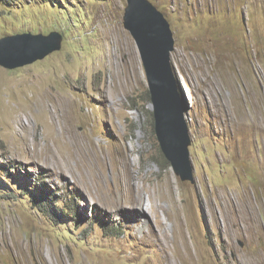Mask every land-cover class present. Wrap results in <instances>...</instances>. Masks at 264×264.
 Segmentation results:
<instances>
[{
    "label": "rangeland",
    "instance_id": "374dc122",
    "mask_svg": "<svg viewBox=\"0 0 264 264\" xmlns=\"http://www.w3.org/2000/svg\"><path fill=\"white\" fill-rule=\"evenodd\" d=\"M150 1L174 32L194 181L162 157L146 70L124 25L128 0H0V38L64 37L43 60L0 66V264H264V0ZM106 142L134 160L130 175L146 203L172 176L194 261L170 255L177 230L164 214L168 200L158 201L166 236L124 205L120 169L104 174L98 158L110 159ZM76 143L89 164L86 187ZM90 167L116 195L114 215ZM49 199L55 214L40 207Z\"/></svg>",
    "mask_w": 264,
    "mask_h": 264
},
{
    "label": "water",
    "instance_id": "95a60500",
    "mask_svg": "<svg viewBox=\"0 0 264 264\" xmlns=\"http://www.w3.org/2000/svg\"><path fill=\"white\" fill-rule=\"evenodd\" d=\"M125 27L136 41L146 70L162 150L183 181H194L189 108L172 59L176 41L171 24L150 0H128ZM63 40L57 31L0 38V66L17 69L43 60L61 50Z\"/></svg>",
    "mask_w": 264,
    "mask_h": 264
},
{
    "label": "bare ground",
    "instance_id": "6f19581e",
    "mask_svg": "<svg viewBox=\"0 0 264 264\" xmlns=\"http://www.w3.org/2000/svg\"><path fill=\"white\" fill-rule=\"evenodd\" d=\"M149 107L151 108V105H149ZM53 139L54 141L59 142L60 135H53ZM90 140H92V138H90ZM91 145L93 146L92 142H91ZM105 145H107L106 149L108 150V153L110 154L109 155L110 159L108 158L109 160H106L98 156V158L101 160L100 161L102 164L101 168H102V171H104V174H105L106 168H108L109 166H112L114 170L120 169V175L118 178L120 181L119 182L120 185L117 187V189L123 190L125 194L124 205L128 207H130V205H134L136 207V213H133V216L136 218V220L141 219V216H139L141 214H145L146 218L149 220L150 219L152 220V218L155 219V222L153 223V225L149 224L150 228L153 229V232L155 229V232H154L155 234L166 236L164 225L162 221L160 220V217L158 214V211L160 208L158 201L168 200L170 206L167 209H164V214L165 216L172 219L173 229L177 230V234L175 235V237L173 236V242L175 243V247L170 248V255L171 257L182 261L181 255H184L185 253H189L190 259L194 261L195 260L194 255L190 252H187V248L185 247L186 244L188 243L186 232L190 228V223L185 214V210H186L185 207L181 204L180 198L176 196L175 191L177 188V183L173 180L172 176L166 175L164 178L162 177L163 178L162 180L160 179L158 181L159 183L155 185V193L150 194L149 203H146L145 201H143L144 186L138 183L136 181V178H132L130 175L131 171H130L129 162L134 163V160H132V158L128 159L126 154L121 155V156H119L117 152L115 154V148L112 149V145H109L107 142L105 143ZM65 147H67V145ZM72 147H73L74 153L78 152L77 157L75 158L76 168L81 172V176L83 177L85 181L84 186L86 187L88 186V184L90 185V182L86 178V175H87L86 170L89 164L87 160H84L83 155H82L84 151V143H76V144H73ZM97 168L98 167H90L93 173L92 178H93L94 186L100 190H103V194L100 196L99 201L102 202L103 206L109 207L111 211L110 214L114 215V213L116 212L115 210L119 208L120 203L116 201L115 199L116 195L110 192L111 190L106 188L103 182L100 180V174L102 173L99 170H97ZM122 175L124 176L120 178ZM199 202L202 207L205 206V201L203 199H200ZM154 225L158 228L159 231L157 230L156 232V227ZM183 250H185V252H182L181 254H179ZM197 261L198 260H196L195 262Z\"/></svg>",
    "mask_w": 264,
    "mask_h": 264
},
{
    "label": "trees",
    "instance_id": "16d2710c",
    "mask_svg": "<svg viewBox=\"0 0 264 264\" xmlns=\"http://www.w3.org/2000/svg\"><path fill=\"white\" fill-rule=\"evenodd\" d=\"M254 51H255V54H258V53H259L256 49H254ZM147 98H148V101L151 102V95H150V92H149V91H147ZM151 117H152V124L154 125V114H153L152 111H151ZM162 157H163L165 160H167V159L165 158V156L163 155V153H162ZM6 169H7V168H6ZM7 170H8L7 173L10 174L9 169H7ZM40 207H41V208L43 209V211H45V212H48V213H51V214H55L54 207H51V206H50L49 201H48L47 204H41ZM47 207H51V209H48ZM42 209H40V210H42Z\"/></svg>",
    "mask_w": 264,
    "mask_h": 264
},
{
    "label": "clouds",
    "instance_id": "9594fccd",
    "mask_svg": "<svg viewBox=\"0 0 264 264\" xmlns=\"http://www.w3.org/2000/svg\"><path fill=\"white\" fill-rule=\"evenodd\" d=\"M159 9V8H158ZM160 10V9H159ZM171 24V23H170ZM124 25H125V17H124ZM126 28V27H125ZM127 29V28H126ZM128 30V29H127ZM53 32V31H52ZM58 32V31H57ZM60 33V32H59ZM131 33V32H130ZM16 35V34H15ZM132 35V34H131ZM8 36H11V35H8ZM6 37V36H5ZM3 38V37H2ZM138 47V46H137ZM173 53V52H172ZM142 59V58H141ZM183 88V87H182ZM150 92V91H149ZM185 92V91H184ZM185 102H186V96H185ZM151 104V108H152V101L150 102ZM187 104V103H186ZM187 106H188V108H190V106L187 104ZM189 111H190V109H189ZM152 112H153V109H152ZM153 114H154V112H153ZM188 123H189V113H188ZM154 127H155V118H154ZM155 132H156V130H155ZM157 135V134H156ZM158 138V137H157ZM159 140V139H158ZM161 145V144H160ZM161 150H162V147H161ZM162 153H163V155L165 156V154H164V152H163V150H162ZM165 158L167 159V157L165 156ZM165 161H168V162H170L168 159L167 160H165ZM172 165V164H171ZM9 169L8 167H5V169ZM6 169V170H7ZM175 170V169H174ZM8 171V170H7ZM9 171H10V169H9ZM8 175H12L11 174V171H10V174H8ZM182 179V178H181ZM188 181H191V180H188ZM38 198L40 199V196H38ZM42 198V197H41ZM42 200V199H41ZM47 201V202H46ZM48 201H49V203H50V199L49 200H44L43 202H42V204H45V202L46 203H48ZM40 203V202H39ZM41 205V204H40ZM52 207H54V203H53V205H52ZM48 208V207H47ZM49 209V208H48ZM50 209H51V207H50Z\"/></svg>",
    "mask_w": 264,
    "mask_h": 264
}]
</instances>
